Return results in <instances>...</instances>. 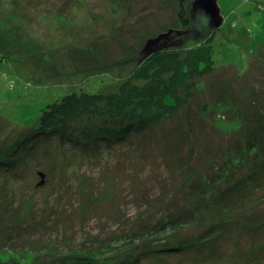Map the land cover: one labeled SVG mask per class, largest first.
I'll use <instances>...</instances> for the list:
<instances>
[{"label": "rangeland", "instance_id": "1", "mask_svg": "<svg viewBox=\"0 0 264 264\" xmlns=\"http://www.w3.org/2000/svg\"><path fill=\"white\" fill-rule=\"evenodd\" d=\"M189 3L183 8L197 22L187 29L175 0H0V264H74L86 256L94 264H264V170L250 190L225 200L245 204L246 218L239 208L211 212L216 202L201 197L197 179L211 173L212 154L182 137L184 124L206 128L188 110L203 109L201 98L122 140H83L84 129L119 127L120 119L48 133L36 126L44 106L67 93L116 91L144 63L138 56L148 39L183 33L151 55L200 43L208 30ZM217 4L223 21L209 42L213 77L233 86L231 68L243 77L250 70L240 79L249 92L251 76L264 72V0ZM236 94L235 111L224 115L249 122L253 112ZM255 96L260 118L264 90ZM207 137L217 135L209 129ZM167 218L175 229L161 234Z\"/></svg>", "mask_w": 264, "mask_h": 264}, {"label": "trees", "instance_id": "2", "mask_svg": "<svg viewBox=\"0 0 264 264\" xmlns=\"http://www.w3.org/2000/svg\"><path fill=\"white\" fill-rule=\"evenodd\" d=\"M186 1L175 0L179 6L178 10H180L181 20L179 19V21L182 27L188 29L191 26V21L188 10L183 8ZM212 35L213 31L202 35L205 38L200 40V43L194 42L178 49L170 48L149 56L143 64L133 70L128 80L120 84L119 88L110 94L102 92L100 94L67 93L65 97L46 104L44 110L38 114L37 128L43 130V133H48L63 130L70 124H76L79 121L89 122L90 118L95 120L98 118L120 119L124 124L119 127L84 129L86 134L83 136V140L86 139L88 142L99 139L122 140L132 130H144L147 125L157 124L160 118L168 119L179 114L184 108L189 107L192 99L197 103L196 99L201 98L204 100L203 109H198L196 104L194 110H188L194 112L200 120L206 123V128L194 130L192 124L187 123L184 125H188V127L182 130L185 131V134L182 132L185 142L186 139L191 140L192 145L201 148V150L203 149L200 145L207 144L208 150L212 154L209 160L211 173L205 175L201 173L197 179L202 183L199 188L201 197L203 200L211 198L213 202H216L212 203L211 212H238L239 208L242 213V210L247 209L245 204L242 206L229 205L225 200L228 196L241 192V189L250 190L249 183L260 176L264 170V115L260 114V118H257L253 109V106L256 107V104L262 103L255 94L257 90H264L262 84L264 83V72L256 70V75L254 73L251 76V83L248 85H251L252 89L249 92L242 87L240 79H247L250 70L247 76L243 77L231 68L229 72L233 77H236V83L233 86H218V80L213 77L215 66H213L210 55L209 42ZM261 56L264 58V48L261 50ZM260 66H264V64ZM226 69L228 68L222 69L220 74L229 77L224 72ZM209 81L212 83L208 84ZM197 87L201 90H198ZM231 91L237 92L236 97L241 99V103L253 112V118L249 122L242 121L239 116L225 117L224 114L227 112L235 111L233 105L235 99L232 98ZM203 92L204 96L200 97L199 93ZM170 101L173 103H169ZM51 112L57 114L53 115L54 113ZM209 112L215 114L220 112L226 120L222 117L216 120L215 116L212 120V117L208 115ZM231 121L235 124H232ZM209 129L212 134L217 135L216 140L207 137ZM197 131L205 132L206 137L196 133ZM207 138L215 145L214 148L209 145ZM197 186L199 184L195 183L196 189H198ZM195 188L193 189L195 190ZM239 215L245 218L249 216L243 213ZM167 219L164 220V223L167 222V224L162 222L163 224L160 226L161 234L168 232L167 227L175 229L174 225H171L172 220ZM214 224L216 222H213ZM164 225L167 226L163 227ZM180 246L181 244L175 243L171 249L179 250ZM154 250L159 252V249ZM89 259L87 256L78 258L74 264H94ZM120 262L125 264V260ZM126 262L129 263V260Z\"/></svg>", "mask_w": 264, "mask_h": 264}, {"label": "water", "instance_id": "3", "mask_svg": "<svg viewBox=\"0 0 264 264\" xmlns=\"http://www.w3.org/2000/svg\"><path fill=\"white\" fill-rule=\"evenodd\" d=\"M217 1L218 0H190L189 3L192 12L195 11L194 9L199 11L197 17L204 23L210 33L222 25V18ZM177 34L180 35L183 33L178 30H168L166 33L155 37V39H148L144 43V48L139 52L138 57L142 60L147 59L151 54L164 49V47L167 48V45H165L166 41L173 35L177 36Z\"/></svg>", "mask_w": 264, "mask_h": 264}, {"label": "bare ground", "instance_id": "4", "mask_svg": "<svg viewBox=\"0 0 264 264\" xmlns=\"http://www.w3.org/2000/svg\"><path fill=\"white\" fill-rule=\"evenodd\" d=\"M179 19L181 20L180 17H179ZM192 20H193V18L191 19V21H192ZM193 22H197V21H192V23H193ZM181 26H182V25H181ZM169 30H173V29H169ZM42 132H43V130H42ZM169 220L171 221V218H169ZM170 221H169V222H170Z\"/></svg>", "mask_w": 264, "mask_h": 264}]
</instances>
